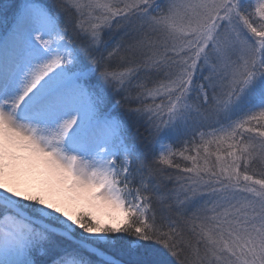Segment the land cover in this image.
<instances>
[{
	"label": "snow or ice",
	"instance_id": "6c2138e0",
	"mask_svg": "<svg viewBox=\"0 0 264 264\" xmlns=\"http://www.w3.org/2000/svg\"><path fill=\"white\" fill-rule=\"evenodd\" d=\"M0 264H264V0L0 3Z\"/></svg>",
	"mask_w": 264,
	"mask_h": 264
},
{
	"label": "trees",
	"instance_id": "16d2710c",
	"mask_svg": "<svg viewBox=\"0 0 264 264\" xmlns=\"http://www.w3.org/2000/svg\"><path fill=\"white\" fill-rule=\"evenodd\" d=\"M4 2V0H0V3Z\"/></svg>",
	"mask_w": 264,
	"mask_h": 264
}]
</instances>
